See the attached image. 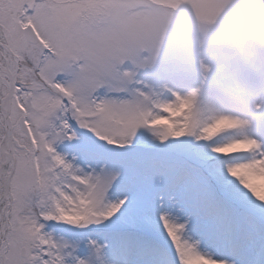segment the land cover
<instances>
[{
    "label": "snow or ice",
    "instance_id": "snow-or-ice-1",
    "mask_svg": "<svg viewBox=\"0 0 264 264\" xmlns=\"http://www.w3.org/2000/svg\"><path fill=\"white\" fill-rule=\"evenodd\" d=\"M0 264H264V0H0Z\"/></svg>",
    "mask_w": 264,
    "mask_h": 264
}]
</instances>
